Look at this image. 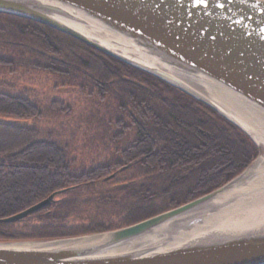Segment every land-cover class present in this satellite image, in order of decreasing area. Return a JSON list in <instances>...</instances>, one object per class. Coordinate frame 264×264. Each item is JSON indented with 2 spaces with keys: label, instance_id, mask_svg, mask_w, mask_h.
I'll return each instance as SVG.
<instances>
[{
  "label": "trees",
  "instance_id": "trees-1",
  "mask_svg": "<svg viewBox=\"0 0 264 264\" xmlns=\"http://www.w3.org/2000/svg\"><path fill=\"white\" fill-rule=\"evenodd\" d=\"M23 78L53 82L39 97ZM256 152L245 132L158 77L0 13V238L135 223L221 186ZM58 190L42 209L2 221Z\"/></svg>",
  "mask_w": 264,
  "mask_h": 264
},
{
  "label": "water",
  "instance_id": "water-1",
  "mask_svg": "<svg viewBox=\"0 0 264 264\" xmlns=\"http://www.w3.org/2000/svg\"><path fill=\"white\" fill-rule=\"evenodd\" d=\"M0 13L45 24L158 77L213 108L258 145L242 123L189 81L220 85L264 111V0H0ZM249 166L208 193L120 228L0 242V264H264V201L174 244L110 251L190 216L228 191ZM60 191L2 221L27 217ZM65 240L70 242L54 243Z\"/></svg>",
  "mask_w": 264,
  "mask_h": 264
},
{
  "label": "bare ground",
  "instance_id": "bare-ground-1",
  "mask_svg": "<svg viewBox=\"0 0 264 264\" xmlns=\"http://www.w3.org/2000/svg\"><path fill=\"white\" fill-rule=\"evenodd\" d=\"M182 77V76H181ZM205 95L209 96L219 104L225 111L233 115L246 130L252 135L253 139L261 147H264V111L256 106L241 99L230 90L209 82L189 81ZM264 149V148H263ZM248 191L246 194L231 198V194ZM264 201V154L259 156L241 175L231 187L220 197L209 203L203 204L197 210L192 211L190 216H181L171 220L152 232L136 239L124 246H118L110 251H121L141 246H159L163 244H174L192 233L203 230L225 220L233 214H238L249 206ZM202 216V218H201ZM200 217L201 221L187 224L191 218ZM188 225L187 228L182 227ZM180 228H183L180 230ZM70 242V240L56 241V243ZM28 242L19 243L22 245H31ZM18 244V243H15Z\"/></svg>",
  "mask_w": 264,
  "mask_h": 264
},
{
  "label": "rangeland",
  "instance_id": "rangeland-1",
  "mask_svg": "<svg viewBox=\"0 0 264 264\" xmlns=\"http://www.w3.org/2000/svg\"><path fill=\"white\" fill-rule=\"evenodd\" d=\"M110 56V55H109ZM127 64V63H126ZM129 65V64H128ZM131 66V65H130ZM2 77H5V76H2ZM21 81L23 82V83H21V84H19V86H21V87H23L24 86V83L25 84H29V83H27L25 80H24V78L23 79H21ZM49 82L50 84H48L47 82ZM45 81V79H43V78H38L37 80H32V82L29 84V85H31L32 87H34L36 90H35V93L36 94H38V96L39 97H43V95H45V93H47V91H46V88H47V86H50L52 83L51 82H53V79L52 78H50L49 80H46ZM45 82L47 83V84H45ZM167 83V82H166ZM169 84V83H168ZM46 87V88H45ZM67 90V88H65V90H63V91H66ZM84 90H85V93H87V92H89L88 91V87L87 86H84ZM182 91V90H181ZM71 93H75V91H72ZM59 94H61V96H64V97H66L67 96V94H69V93H63V92H61V93H59ZM187 94V93H186ZM192 97V96H191ZM194 98V97H193ZM195 99V98H194ZM197 100V99H196ZM199 101V100H198ZM201 102V101H200ZM61 119H63V118H59V120H61ZM59 120H58V122H59ZM23 121H25V120H23ZM28 122V121H27ZM29 123V122H28ZM44 124L46 125L47 123L46 122H44ZM68 128H69V126H67ZM255 147L257 148V152H256V155L254 156V158L252 159V161L253 160H255L256 158H258L259 156H262L263 154H264V152H263V149H262V147H261V145L260 144H258V145H256L255 144ZM258 156V157H257ZM252 161L247 165V166H249L251 163H252ZM246 166V167H247ZM245 167V168H246ZM244 168V169H245ZM243 169V170H244ZM242 170V171H243ZM44 240H49V239H3V238H0V242H16V241H44Z\"/></svg>",
  "mask_w": 264,
  "mask_h": 264
},
{
  "label": "snow or ice",
  "instance_id": "snow-or-ice-1",
  "mask_svg": "<svg viewBox=\"0 0 264 264\" xmlns=\"http://www.w3.org/2000/svg\"><path fill=\"white\" fill-rule=\"evenodd\" d=\"M197 4L206 3V0H196ZM222 6V5H221Z\"/></svg>",
  "mask_w": 264,
  "mask_h": 264
},
{
  "label": "flooded vegetation",
  "instance_id": "flooded-vegetation-1",
  "mask_svg": "<svg viewBox=\"0 0 264 264\" xmlns=\"http://www.w3.org/2000/svg\"><path fill=\"white\" fill-rule=\"evenodd\" d=\"M47 94H48V92H47V93H45V95H47ZM60 95H61V94H60ZM43 96H44V95H43ZM111 175H112V174H111ZM111 175H110V176H111Z\"/></svg>",
  "mask_w": 264,
  "mask_h": 264
}]
</instances>
